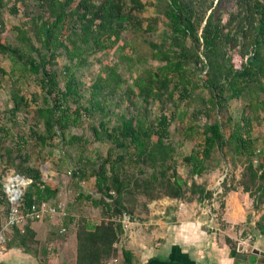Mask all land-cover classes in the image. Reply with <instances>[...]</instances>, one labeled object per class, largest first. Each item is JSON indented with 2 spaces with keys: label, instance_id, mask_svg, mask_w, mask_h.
Returning a JSON list of instances; mask_svg holds the SVG:
<instances>
[{
  "label": "trees",
  "instance_id": "trees-1",
  "mask_svg": "<svg viewBox=\"0 0 264 264\" xmlns=\"http://www.w3.org/2000/svg\"><path fill=\"white\" fill-rule=\"evenodd\" d=\"M31 0H13L12 10L18 5H27ZM39 10L30 17L29 24L16 27L17 45L5 43L0 39V53L9 57L14 72L19 64L24 70L40 77L44 88V106L35 110L37 123H42L40 131H34L41 145L45 146L54 136H64L69 125L78 124L79 109L73 114L65 105L68 94L79 95L74 82H68L65 89L58 87L54 72L47 69L49 60L57 56L56 50L62 49L67 55L81 59L84 53L92 49L106 50L121 39L126 24H130L136 12L145 5H155L149 0H34ZM76 2L72 8L71 5ZM158 12L162 15L167 32L161 42L148 41L153 58L163 64L154 70L146 69L128 84L124 96L130 100L127 113L119 115V122L108 127L101 119L98 126H92L97 140L109 141L118 148L108 149L92 171L95 187L101 194L99 199L85 195L95 206H102L107 214L100 223L78 222L76 228L75 264H106L117 257L118 249L114 243L122 234L118 221L122 213H127L126 201L135 194H143L149 199L162 196L184 198L187 193L202 200L211 196V192L192 180L188 185L177 172L175 165L176 147L169 140L170 125L173 114L164 111V96L171 98L170 104H176V98L188 99L192 89L202 87L207 91L204 100L208 107L206 115L214 118L203 125H188L185 136L197 139L196 147L183 161L191 166L190 172L202 175L211 167L219 166V157L215 152L223 153L227 148L243 159V172L240 185L244 192L253 198L255 207L264 202V146L255 149V137L252 135L254 121L264 123V0H241L237 12H231L223 22L222 11L214 5V0H162ZM4 3L0 0V7ZM3 23L0 20V28ZM5 28V27H3ZM201 51V53H200ZM203 56L204 59L201 57ZM203 64L205 72L194 82L190 63ZM69 69V67H66ZM23 70V71H24ZM7 72L0 67L1 75ZM115 80V89L124 81L111 70ZM107 85L109 83L105 81ZM102 81L93 84V100L90 108L103 111L101 101L97 98L102 91ZM134 87L137 92H134ZM53 94L54 102L49 98ZM136 95V100L130 98ZM178 95L176 97L175 95ZM247 95L248 103L241 118L234 121L228 117L225 121L218 118L228 100ZM97 96V97H96ZM14 114L21 107L24 97L14 92ZM203 100V99H202ZM160 102V111L153 112L152 105ZM244 110V111H245ZM154 114V115H153ZM15 148L5 147L23 183L29 185L23 190L21 210L27 212L32 204H39L54 197L56 190L46 186L41 178V171L32 165L15 163ZM257 155V165L252 157ZM211 162L213 164H211ZM125 163L137 165L136 173H129ZM75 174V173H74ZM28 178V179H27ZM234 189V188H233ZM227 190V189H225ZM6 198V196H5ZM110 199L111 201H107ZM7 201V200H6ZM8 203V202H7ZM9 205V204H8ZM264 218V215H263ZM13 238L8 245H15L30 252V244L37 242L35 232L26 225L13 227ZM264 231V229H263ZM230 256L237 251L231 247ZM124 264H131L130 251L122 249Z\"/></svg>",
  "mask_w": 264,
  "mask_h": 264
},
{
  "label": "rangeland",
  "instance_id": "rangeland-1",
  "mask_svg": "<svg viewBox=\"0 0 264 264\" xmlns=\"http://www.w3.org/2000/svg\"><path fill=\"white\" fill-rule=\"evenodd\" d=\"M1 1L4 6L0 7V20L5 28H0V39L15 46L17 45L16 27L23 23L29 24L30 17L39 10V7L36 1L31 0L27 5H18L17 10L13 12V0ZM149 1L155 5L146 4L143 10L136 12L132 23L126 24L122 31L121 39L111 48L104 51L92 49L84 53L81 59L65 54L61 48L56 50L57 56L49 60L46 67L55 73L60 89H65L67 83L71 81L76 85L79 95L68 94L65 105L73 114L76 109H79L80 119L78 124H71L65 129L64 136H54L45 146L41 145L33 132L43 128L42 123H37L35 114L36 108L45 104V91L41 86L40 77L24 70L21 64L14 69V72L11 71L13 68L11 60L0 53V67L7 72L1 75L2 86L0 87V232L9 211L4 184L10 176L18 174L11 166L5 147L14 149L16 143H19V151L13 152L15 163L38 167L44 184L56 190L55 196L48 202L64 207L65 216L57 214L51 218L43 215L37 220L43 223L44 229H53L56 234V225L62 222L69 224L75 221L77 228L80 221L94 225L106 218L107 214L103 212L102 206L93 205L85 199V195H91L97 199L101 197L95 187L92 171L100 159L107 155L108 149L115 146L109 141L97 140L92 126H98L101 119L107 123L108 127L115 126L119 122L121 113L132 110L130 100L123 97L128 84L137 75L144 74L146 69L154 70L163 64L162 61L153 58L152 49L148 44V41L161 43L166 34L169 35L162 15L157 9L163 2L162 0ZM239 1L241 0H214L216 8L222 11L223 22H226L231 12H237ZM75 4L76 2L71 7L73 8ZM201 57L204 59L203 56ZM190 68H193L191 74L194 82H197L205 72V68L203 64H194V62L190 63ZM112 69L121 79H124L120 87L116 89L113 87L116 81L112 78ZM98 80L102 81L103 88L100 96L96 97L101 101L104 110L100 111L92 107L90 111H86L85 107L92 105L93 84ZM14 92L19 93L24 99L20 103V109L12 114ZM134 92H137L136 87ZM260 95L264 96V92H260ZM175 96L178 97L177 94ZM207 96V91L198 87L192 89L190 98L182 100L176 98L177 103L173 106L170 104L171 98L166 99L164 96L163 99L166 104L164 111L174 115L169 128V140L176 147L177 172L182 175L188 185H191L192 180L203 185L212 193L211 196L197 200L196 196L187 193L182 199L167 196L149 199L143 194H135L126 201L127 213L142 226H151L152 224L148 222L150 219L162 221V223L158 222L160 225H177L188 227V229H190L189 223L196 225L206 233V239L199 246L202 250L211 249L216 253L217 251L218 253L229 252L231 247L238 253L246 248L250 250L254 247L264 250V202L259 207H255L253 198L243 191L240 185L244 168L243 159L240 160L241 156L227 148L221 154L217 151L213 156L219 157V166L211 167L202 175L192 174L191 166L183 161L184 156L189 155L198 142L197 139H189L185 136V127L203 125L215 117L216 113L211 116L205 113L208 109L204 102ZM48 98L51 103L54 102L53 94ZM130 98L135 101L137 97L134 94ZM159 103L152 105L153 112L160 111ZM247 103V95L239 99H230L217 116L223 121L229 116L236 121L241 118L242 113H248L244 109ZM263 115V112L258 113L259 118ZM251 131L256 140L255 149L262 148L264 123L261 120L254 121ZM118 150L115 148L114 152H119ZM252 159L257 165V155ZM124 167L129 173H136L138 170L137 165L131 163H125ZM27 182L28 180L25 181L24 189L29 185ZM107 201L111 200L107 199ZM29 222L30 220L24 225L29 226ZM7 230L2 231L4 241L0 245H6L9 241L8 235L14 232V228ZM66 233L58 235L63 238L67 237ZM29 244L31 248L37 250L42 246L38 241Z\"/></svg>",
  "mask_w": 264,
  "mask_h": 264
},
{
  "label": "crops",
  "instance_id": "crops-1",
  "mask_svg": "<svg viewBox=\"0 0 264 264\" xmlns=\"http://www.w3.org/2000/svg\"><path fill=\"white\" fill-rule=\"evenodd\" d=\"M148 222L152 225L142 226L139 221L134 220L120 240V249L115 257L118 259L117 262L113 263L111 259L106 264H124L122 249L130 251L131 264H233L237 256L249 257L254 253L259 256V252H264L257 247L250 250L246 248L242 252H237V256L231 257L230 251L216 253L211 249L202 250L199 246L206 239V233L202 228L190 223L188 229L184 226L160 225L158 222L162 221L152 219ZM56 226L55 234L56 231L53 229H44L43 223L30 220L29 227L35 232V239L41 242V249L30 247L31 251L26 252L14 244L9 246L7 243L11 241L13 234L8 235L9 241L6 245H0V264H75L77 243L75 221L69 224L62 222ZM62 229L67 232V237L62 238L58 235L64 233Z\"/></svg>",
  "mask_w": 264,
  "mask_h": 264
},
{
  "label": "built area",
  "instance_id": "built-area-1",
  "mask_svg": "<svg viewBox=\"0 0 264 264\" xmlns=\"http://www.w3.org/2000/svg\"><path fill=\"white\" fill-rule=\"evenodd\" d=\"M11 178H12L11 182L7 180V183L4 184V193L6 196V200L9 204V211L5 223L0 232V242L3 241L2 231L4 229L13 228V227H17L21 229L27 220H38L43 215L46 216L48 215L50 217H53L57 214L63 216L66 215L64 211V207H62L61 205H52L48 201H43L39 204H32L28 208L27 212H23L20 208H21L22 193L24 190V185L26 183H22L19 181L20 178H23L19 174L13 175L11 176ZM20 187H22L23 190H21ZM118 221L121 223L122 226V234L120 235L119 240L114 243V247L120 249V240L122 239V237L125 236L127 231L130 229L134 220L132 219L129 213L124 212L121 214V216H119ZM61 231L64 232V229H62ZM117 260H118L117 258L114 259L112 258L113 263H116Z\"/></svg>",
  "mask_w": 264,
  "mask_h": 264
},
{
  "label": "water",
  "instance_id": "water-1",
  "mask_svg": "<svg viewBox=\"0 0 264 264\" xmlns=\"http://www.w3.org/2000/svg\"><path fill=\"white\" fill-rule=\"evenodd\" d=\"M24 178V176L21 175ZM23 190L22 187H20ZM260 255L258 256L257 253L251 254L249 257L245 256H237L233 264H264V252H259Z\"/></svg>",
  "mask_w": 264,
  "mask_h": 264
},
{
  "label": "bare ground",
  "instance_id": "bare-ground-1",
  "mask_svg": "<svg viewBox=\"0 0 264 264\" xmlns=\"http://www.w3.org/2000/svg\"><path fill=\"white\" fill-rule=\"evenodd\" d=\"M9 181H10V182L12 181V178H11V176H10V178H9ZM19 181L23 183V180H22V178H20V179H19Z\"/></svg>",
  "mask_w": 264,
  "mask_h": 264
}]
</instances>
